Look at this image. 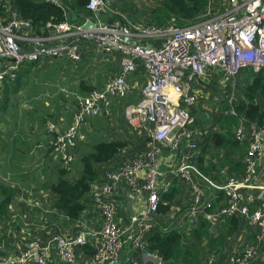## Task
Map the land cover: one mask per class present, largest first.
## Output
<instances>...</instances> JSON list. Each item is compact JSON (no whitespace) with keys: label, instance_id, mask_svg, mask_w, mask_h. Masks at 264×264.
Listing matches in <instances>:
<instances>
[{"label":"built area","instance_id":"built-area-1","mask_svg":"<svg viewBox=\"0 0 264 264\" xmlns=\"http://www.w3.org/2000/svg\"><path fill=\"white\" fill-rule=\"evenodd\" d=\"M44 1L60 3L59 0ZM111 2L86 0L84 9L90 13L92 27L82 28V24L62 21L52 26L46 24L45 35L33 33L30 20L20 17L11 3L7 1L3 6L0 88L12 82L16 71L31 61L54 57L78 61L82 43H91L105 56L118 57L116 70L102 87L77 96L68 124L61 131L55 130L52 151L60 166L68 167L73 161L82 122L102 111L108 112L111 99L124 98L136 73L143 78L139 98L125 104L122 115L131 133L145 141L147 148L139 156L125 158L114 169H100L101 182L92 200L100 215L97 228L69 235L55 232L44 240L30 238L18 253L0 256V264H45L51 253L62 264H74L75 251L83 246L90 247L96 264H106L118 260L124 241L137 256L134 260L125 256L124 264L129 261L163 264L159 254L148 250L146 237L163 192L158 180L161 175L158 153L164 149L179 153L171 173L188 195L180 215L185 231L192 230L200 219L220 224L237 217L243 222L239 239L244 234L248 236L252 228L251 239L227 253L225 264L264 262V122L256 125L243 115L238 116L232 133L244 147L243 168L241 173L227 174L217 181L204 175L195 163L198 139L203 134L192 128L189 111L199 106L197 97L201 92L195 88L205 87L192 86L193 81H209L216 71L223 82L220 89L230 92L243 69L257 71L264 67V0H223L215 14L206 15L205 11L193 24L178 26L171 17L159 27L125 21L116 24L121 25L119 30L108 29L98 17ZM208 6L209 1L206 10ZM230 96L234 95L230 92ZM229 114L237 116L233 107ZM121 186L133 193L142 206L124 225L117 219L116 202L107 199L114 188ZM214 198L218 199L217 204L210 210V201ZM216 256L218 253L205 248L200 264H216Z\"/></svg>","mask_w":264,"mask_h":264},{"label":"crops","instance_id":"crops-1","mask_svg":"<svg viewBox=\"0 0 264 264\" xmlns=\"http://www.w3.org/2000/svg\"><path fill=\"white\" fill-rule=\"evenodd\" d=\"M59 2L64 11V21L68 24H83L90 16L85 11L75 10L71 5V0H59ZM112 14H116L121 22H136L129 16H121L120 13L111 11L109 15ZM98 17L105 26L112 24L114 26L120 23L116 20L108 22V18L101 12L98 13ZM152 42L155 43L156 40H152ZM80 50L82 56L76 62L63 57L31 61L30 71L26 73L25 77H22L25 79L22 83L25 91L18 92V90L8 89L7 96L4 98L7 105L0 109V126L4 123L7 124L6 126L11 124L17 127L13 128L16 129V135L11 137L9 143L5 135H1L0 132V183L12 189V198L6 207L7 216L0 219L1 257L6 254L18 253L23 243L33 237L44 240L55 232L69 235L97 228L100 224V215L92 200L93 194L101 182L99 181L102 174L100 169L107 167L114 169L125 158L134 155L139 156L147 148L145 141L131 133L122 115L123 106L135 102L139 98V89L143 78L140 73H136L130 79L131 89L125 97L123 96L124 98L111 99L108 112L102 111L99 115L86 118L82 122L78 130L76 146L73 150V161L68 167L60 166L57 156L52 151V136L55 130L61 131L68 124L74 112L76 97L91 89L101 88L118 65L116 55L113 57L105 56L89 42L82 43ZM39 67L41 70L36 69ZM210 76H212V79L209 81L200 82L195 80L192 82V86L205 87L195 88L196 91L201 92L197 97L199 106L197 108L192 107L189 110L193 119L192 128L203 134V138L198 139V143L202 146L207 145L208 149L212 145L209 134L212 133L214 128V117L212 116L216 112V107L221 105V102L229 108L233 107L232 105L236 103L237 96L224 95L226 90L220 89L223 82L220 81L221 78L216 74V71L212 72ZM31 86H36V88L32 89ZM209 86H214L216 92L220 90L222 95L209 93ZM37 90L39 91L37 92ZM23 92L26 94H23ZM216 92L215 94H217ZM0 93L5 95L1 88ZM42 93L49 95V100L53 101L50 104L46 103L45 96L41 99ZM12 94L24 98L26 104L22 103L20 108L14 109ZM37 95L39 96L38 102L32 98ZM216 96L220 100L222 98L225 100L220 102ZM233 108L235 109V107ZM50 125L53 126L52 129ZM11 135L12 132H10ZM195 139L197 140L196 136ZM108 140H120L125 143V146L107 163L95 165L98 176L90 184L89 191L82 199L85 208L76 219H69L63 212L54 208L56 195L51 193L48 187L59 177L68 181L77 178L82 169L80 158L91 151L92 145L95 143ZM8 147L9 150H6ZM178 155V152L166 149L158 153V165L161 173L158 180L162 190L175 192L167 214L161 216L164 220L171 221V225L176 223L182 225L180 222L181 212H178L182 206L187 204L185 200L188 199L186 190L171 173L176 166ZM202 155L207 158L208 151L205 150ZM213 162H216V159H213ZM61 169L65 171L63 174L59 173ZM114 189L107 195V199L116 202L117 219L121 225H124L131 216L126 208L129 192L122 186ZM184 195H186V198ZM118 204L122 206L121 210L118 208ZM131 209L132 215H137L142 209L135 196ZM233 218L237 219V223L235 229L231 232L226 227L230 218L220 224H214L215 229H211L214 233L211 235L212 238L219 239L222 237L224 243L221 249H212L206 238H202L199 242L202 250L208 248L218 253L216 259L217 263L220 264H225L227 253L241 248L251 239L249 232H252V228L249 229L248 236L244 234L239 239L242 234L243 222L237 217ZM87 247L90 249L89 246ZM87 252L84 247L78 248L74 254V264H96L93 261L92 253ZM125 256H128L131 260L137 258L126 241L123 242L120 250L118 264H124L123 259ZM30 264L36 263L32 262ZM45 264L62 263L51 253ZM163 264L168 263L164 261Z\"/></svg>","mask_w":264,"mask_h":264},{"label":"trees","instance_id":"trees-1","mask_svg":"<svg viewBox=\"0 0 264 264\" xmlns=\"http://www.w3.org/2000/svg\"><path fill=\"white\" fill-rule=\"evenodd\" d=\"M7 1L11 3L20 17L30 20L32 31L35 34L45 35L48 32L45 27L46 24L49 26L57 25L65 19L64 11L59 5L44 0H0V14L3 12V6ZM157 1L159 8L153 10L155 17L163 19L173 17L176 23H179H177L178 26H183L196 23L199 17L205 13L209 0ZM85 2L86 0H71V5L77 11L87 12L84 9ZM114 20L121 22L116 14H112L108 22ZM31 65L30 62L19 68L16 71L15 79L1 87L5 93L4 98L7 96L8 89L13 91L25 81L22 77L27 75ZM242 74L240 99L235 104L232 103L237 116L229 114L230 108L221 102L225 100L222 98L220 100L221 105L216 107V113L212 116L214 117V128L209 134L212 151H209L207 145L202 146L198 143L200 151L198 150L195 163L204 175L213 180L220 181L227 174H239L242 171L241 158L244 147L241 142L234 138L232 133L233 127L238 122V116L243 115L248 121H252L256 125L264 122V67L257 71L243 69ZM3 106L4 103L0 100V109ZM124 146L125 143L120 140L99 141L92 145L91 151L80 158L82 169L77 178L68 181L59 177L49 185V191L56 195L54 208L63 212L69 219H76L85 208L82 199L89 191L90 184L97 179L98 173L95 165L107 163ZM205 150L209 151L207 158L202 155ZM213 159H216V162H213ZM63 169L59 170L60 174L65 172ZM174 193V191L160 193L156 218L154 216L153 226L146 237L147 248L159 254L168 264H200L204 257V249L202 250L199 246L200 240L206 238L212 249L219 250L223 247V239L222 237L219 239L211 237L214 233L205 219H200L190 232H186L184 226L179 223L171 225V221L161 218L167 214ZM11 198V187L0 183V219L6 218V207ZM217 198L210 201V210L217 204ZM185 207L186 205L182 206L178 213ZM228 223L226 227L231 232L235 229L237 219L232 217ZM83 247L85 251H88L87 253H92V250L87 246ZM128 264L133 263L129 261ZM260 264H264V262Z\"/></svg>","mask_w":264,"mask_h":264},{"label":"rangeland","instance_id":"rangeland-1","mask_svg":"<svg viewBox=\"0 0 264 264\" xmlns=\"http://www.w3.org/2000/svg\"><path fill=\"white\" fill-rule=\"evenodd\" d=\"M222 4H223V0H209V6H208V9L206 10V15L215 14L220 9ZM157 8H159V2L157 0H112L111 4L107 8L101 10V14H104L109 19L112 16V15H109V13L111 11H113V12L120 13L121 16H124V15L129 16V18L135 20L136 23H139L142 26L159 27V26L164 25L168 21H170L171 17H168V18L166 17L164 19L160 18V17H158V18L155 17L153 15V10L157 9ZM123 23H124V21L120 22L119 24H123ZM177 23L175 21V25ZM36 69L41 70L40 67L36 68ZM39 70H37V71H39ZM242 77H243V74H242V72H240L239 80L237 82V85L235 84V88L234 89L230 90L228 87H225L226 89H229V91L234 96H235V94L237 95L236 99H235V102H237L240 99V92L242 91V88H241V78ZM31 88L35 89L36 86H31ZM15 90H18V92H20L22 90L25 91L24 84H22L21 86H18V88L15 89ZM38 91L39 90H37V92ZM215 92H216V90H215L214 86H209V93H211L212 95H220V96L222 95V92L220 90L218 92H216L217 94H215ZM230 92L227 91V92H225L224 95L225 96H230ZM23 94H26V93L23 92ZM44 96H45V101H47L46 103L50 104L51 101H53V100H49V98H48L49 95H46L45 93L41 94V99H43ZM11 97L14 100L13 108L16 109V110H17V108L21 107L22 103L26 104L25 103L26 101H24V98H20L19 96L17 97V96H15V94H12ZM8 98H9V96H8ZM32 98L34 100H36L37 102L39 101L38 100L39 99L38 95L37 96H33ZM0 100L4 103V105H7L6 100L4 99V95L2 93H0ZM19 103H21V104H19ZM39 103H41V102H39ZM222 106H223V104H222ZM6 125L7 124L3 123L2 126H0V132H1V135H5V137L8 139V143H9V140L11 139V137L16 135L15 134V130L16 129H13V128H16L17 126L11 125V124H9L8 126H6ZM10 132H12L11 136H10ZM13 140H15V139L13 138ZM211 146L212 145L209 146V151H212L210 149ZM6 150H9V147ZM209 151H208V155H209ZM3 166H5V164H3ZM184 196L186 198V195H184ZM185 203H187V200H185ZM118 208L121 210L122 206L120 204H118Z\"/></svg>","mask_w":264,"mask_h":264},{"label":"water","instance_id":"water-1","mask_svg":"<svg viewBox=\"0 0 264 264\" xmlns=\"http://www.w3.org/2000/svg\"><path fill=\"white\" fill-rule=\"evenodd\" d=\"M92 26H93V23H92V18L91 17H88L87 20L82 24V28H87V27H92ZM106 27L108 29L119 30L121 28V25H114V26L113 25H107ZM122 39L125 40V38H122ZM146 45H149V44H146ZM127 196H128L129 200L127 201L126 208H127L128 213L130 215H132L131 204H132V202L134 200V194L129 192V194ZM211 228L214 230L215 229V225L212 224ZM107 264H118V260L110 261Z\"/></svg>","mask_w":264,"mask_h":264}]
</instances>
